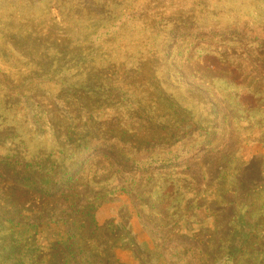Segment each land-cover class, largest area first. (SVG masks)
I'll list each match as a JSON object with an SVG mask.
<instances>
[{
	"label": "rangeland",
	"instance_id": "1",
	"mask_svg": "<svg viewBox=\"0 0 264 264\" xmlns=\"http://www.w3.org/2000/svg\"><path fill=\"white\" fill-rule=\"evenodd\" d=\"M0 264H264V0H0Z\"/></svg>",
	"mask_w": 264,
	"mask_h": 264
},
{
	"label": "crops",
	"instance_id": "2",
	"mask_svg": "<svg viewBox=\"0 0 264 264\" xmlns=\"http://www.w3.org/2000/svg\"><path fill=\"white\" fill-rule=\"evenodd\" d=\"M122 251H123V249H120L119 251H118V258H119V260H122V261H124V259L122 258Z\"/></svg>",
	"mask_w": 264,
	"mask_h": 264
}]
</instances>
